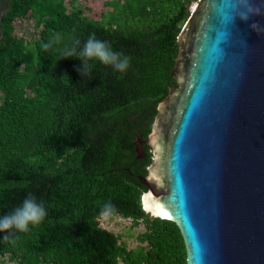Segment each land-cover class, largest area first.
I'll return each mask as SVG.
<instances>
[{"label": "trees", "instance_id": "16d2710c", "mask_svg": "<svg viewBox=\"0 0 264 264\" xmlns=\"http://www.w3.org/2000/svg\"><path fill=\"white\" fill-rule=\"evenodd\" d=\"M88 1L4 0L0 11V215L27 195L48 211L28 232L0 234V258L186 264L178 227L145 213V189L131 174L139 173L138 135L148 139L158 104L177 87L178 39L199 0ZM18 23L32 39L18 35ZM57 32L81 46L95 33L130 58L129 68L118 73L97 62L82 77L78 58L44 46ZM105 219L140 229L135 244Z\"/></svg>", "mask_w": 264, "mask_h": 264}, {"label": "water", "instance_id": "95a60500", "mask_svg": "<svg viewBox=\"0 0 264 264\" xmlns=\"http://www.w3.org/2000/svg\"><path fill=\"white\" fill-rule=\"evenodd\" d=\"M252 2L247 21L229 19L236 0L194 4L174 59L178 89L146 141L142 208L176 224L186 264H264V0Z\"/></svg>", "mask_w": 264, "mask_h": 264}, {"label": "clouds", "instance_id": "9594fccd", "mask_svg": "<svg viewBox=\"0 0 264 264\" xmlns=\"http://www.w3.org/2000/svg\"><path fill=\"white\" fill-rule=\"evenodd\" d=\"M231 10L230 20L238 16L241 20L247 21L249 17L258 14L252 0H236ZM44 46L55 47L61 59L78 58L81 63L77 71L82 77L89 75L97 62L111 67L118 73H125L130 65L128 56L114 50L109 42L97 38L95 33H91L81 46L78 39L67 42L64 36L57 32ZM112 208L111 204L105 205L106 210ZM47 215L45 204L35 196L27 195L13 210L0 215V234H3V239H8L14 233L28 232L31 227L39 225Z\"/></svg>", "mask_w": 264, "mask_h": 264}, {"label": "rangeland", "instance_id": "374dc122", "mask_svg": "<svg viewBox=\"0 0 264 264\" xmlns=\"http://www.w3.org/2000/svg\"><path fill=\"white\" fill-rule=\"evenodd\" d=\"M97 1H93V0H89L88 3L90 4H94ZM5 6V2L4 0H0V11L3 10ZM193 8V7H192ZM17 33L18 35H22L24 36V38L30 40L33 38V33L32 31L29 29V26L26 24H22V23H18L17 25ZM154 164L151 165L150 168L153 167ZM104 225L106 227H108L110 229V231H112L113 233H119L120 231H122L123 233H126V239L127 242L130 243V245H134L135 244V237L136 235L140 232V229H135L134 231H127V229H125V225H128L127 222L125 221H120V220H116V221H107L106 219L104 220ZM0 264H14L12 262H10L8 259H1L0 258Z\"/></svg>", "mask_w": 264, "mask_h": 264}, {"label": "flooded vegetation", "instance_id": "af4514ba", "mask_svg": "<svg viewBox=\"0 0 264 264\" xmlns=\"http://www.w3.org/2000/svg\"><path fill=\"white\" fill-rule=\"evenodd\" d=\"M175 81H176V79H175ZM176 85H177V81H176ZM173 89H178V87L170 89L169 92L171 90H173ZM168 95H169V93L167 94V96ZM166 97L161 102H163L166 99ZM156 115H157V110H156V114L154 115V120H155ZM154 120H153V122H154ZM153 122H152V124H153ZM151 128H152V125H151ZM146 141H147V139H141V136L138 135V137H137L138 147H136V150H138V151H136L137 152V155H136L135 162L139 166H135V167H136V169L139 168V170H138L139 173L138 174H135V175L134 174H131V180H132V182L135 181L136 177H138V179L140 177L141 178H146L149 175V169H150L151 165L153 164V154H152V150H151L150 146H148L146 144ZM147 159H149L150 163L146 166L144 164V162ZM139 186L141 188H144L145 189V192H147V186L146 185H144V184H142L140 182Z\"/></svg>", "mask_w": 264, "mask_h": 264}]
</instances>
